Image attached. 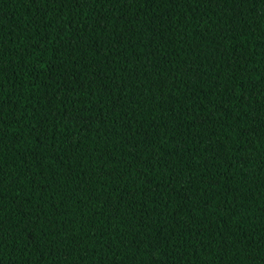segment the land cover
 Wrapping results in <instances>:
<instances>
[{"label": "trees", "instance_id": "trees-1", "mask_svg": "<svg viewBox=\"0 0 264 264\" xmlns=\"http://www.w3.org/2000/svg\"><path fill=\"white\" fill-rule=\"evenodd\" d=\"M0 264H264V0H0Z\"/></svg>", "mask_w": 264, "mask_h": 264}]
</instances>
